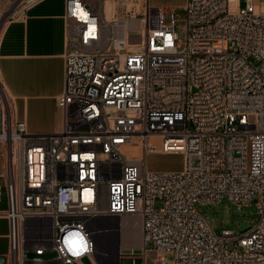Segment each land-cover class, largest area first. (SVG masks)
Segmentation results:
<instances>
[{
	"label": "built area",
	"instance_id": "obj_1",
	"mask_svg": "<svg viewBox=\"0 0 264 264\" xmlns=\"http://www.w3.org/2000/svg\"><path fill=\"white\" fill-rule=\"evenodd\" d=\"M39 1L12 0L0 21ZM185 10L182 40L174 10L166 21L146 3L139 34L133 16L108 20L66 0L59 132L28 131L0 76V264H79L124 217L140 220L131 264H264V0H187ZM154 152L183 154L184 169L149 171ZM224 199L254 205L256 222L216 232L196 206Z\"/></svg>",
	"mask_w": 264,
	"mask_h": 264
},
{
	"label": "crops",
	"instance_id": "obj_2",
	"mask_svg": "<svg viewBox=\"0 0 264 264\" xmlns=\"http://www.w3.org/2000/svg\"><path fill=\"white\" fill-rule=\"evenodd\" d=\"M11 2L0 0V17ZM65 2L41 0L7 21L0 34V76L15 99L18 119L26 121L30 132H59L63 127V112L57 98L65 87ZM4 170L0 151V255L9 250V222L3 215L8 208ZM124 218L126 222L137 220L140 224L136 217ZM122 226L121 231L98 238L94 258L87 257L92 264H119V259L130 258L134 249L141 250V227L127 226L128 230L123 232ZM123 248L132 251L123 254ZM83 259L79 264H83Z\"/></svg>",
	"mask_w": 264,
	"mask_h": 264
},
{
	"label": "rangeland",
	"instance_id": "obj_3",
	"mask_svg": "<svg viewBox=\"0 0 264 264\" xmlns=\"http://www.w3.org/2000/svg\"><path fill=\"white\" fill-rule=\"evenodd\" d=\"M91 3L93 7L96 9H100V12L104 15V4L106 0H86ZM108 1V0H107ZM115 2L116 6V17L128 18L130 16H136L139 18L143 17L145 4L147 0H112ZM151 8H162L165 9V18L166 21L170 20L172 10L178 19L177 22V31L182 40L186 39V10L185 6L187 4V0H148ZM137 5V6H136ZM128 9V10H127ZM7 19V16L5 17ZM2 19L0 21V34L4 25H6L7 20ZM135 28L140 29L141 23H134ZM135 41H138L139 37L135 36L133 38ZM185 167V157L181 153H150L147 155V169L149 171H179L184 169ZM197 211L206 217V219L211 224L212 228L221 233L223 229H232L237 234L241 232V230L247 228L248 226L253 225L256 222L257 214L256 208L254 205L252 206H244L240 207L232 204L227 199H224L220 203L217 204H206L201 205L198 204L196 206ZM132 249L123 248L122 253L127 254L130 253ZM133 253H140V249H134ZM56 255L55 252H47L45 254L46 258H52ZM169 260L172 259L171 252H166ZM29 257L33 256L32 252H29ZM132 259L129 257H122L120 260V264H131ZM83 264H92L90 259L87 257L83 259ZM136 264H141V259L136 260Z\"/></svg>",
	"mask_w": 264,
	"mask_h": 264
},
{
	"label": "bare ground",
	"instance_id": "obj_4",
	"mask_svg": "<svg viewBox=\"0 0 264 264\" xmlns=\"http://www.w3.org/2000/svg\"><path fill=\"white\" fill-rule=\"evenodd\" d=\"M137 6V5H136ZM104 17L106 18V19H108V20H111V19H113V18H115L116 17V15H115V12H116V6H115V2L114 1H112V0H106V3L104 4ZM128 10V9H127ZM128 22H129V27L130 26H132V27H134V23H138V22H140L141 23V28L140 29H138V33L139 34H144V32H145V26H144V22H142V20H141V18H139L138 19V17H136V16H133V18L132 19H129L128 20ZM123 219V218H122ZM127 219V218H126ZM131 218H129V220H130ZM139 220V219H138ZM122 221H124V222H121L122 224H121V226L123 227V232H126L127 230H128V228H127V226L129 227V228H134V227H136L137 225H139L140 226V224H138V221L137 220H132V221H129V222H126V220H125V218H124V220H122ZM139 222H140V220H139ZM140 229V228H139ZM121 231V230H120ZM121 234H124V233H121ZM122 237V236H121ZM141 237V236H140ZM120 240V239H119ZM141 240V239H140ZM120 244V243H119ZM141 244V243H140ZM113 246V245H112ZM111 247V246H110ZM122 247V246H121ZM125 247V246H124ZM112 249V248H111ZM115 249V248H114ZM120 252V251H119ZM117 259V258H116Z\"/></svg>",
	"mask_w": 264,
	"mask_h": 264
},
{
	"label": "water",
	"instance_id": "obj_5",
	"mask_svg": "<svg viewBox=\"0 0 264 264\" xmlns=\"http://www.w3.org/2000/svg\"><path fill=\"white\" fill-rule=\"evenodd\" d=\"M248 228H249V226H248L247 228H245V229L241 230V232H243V231L247 230ZM119 261H120V260H119Z\"/></svg>",
	"mask_w": 264,
	"mask_h": 264
}]
</instances>
